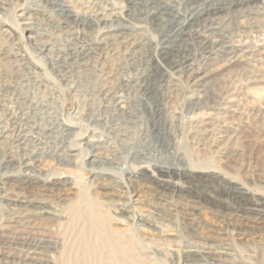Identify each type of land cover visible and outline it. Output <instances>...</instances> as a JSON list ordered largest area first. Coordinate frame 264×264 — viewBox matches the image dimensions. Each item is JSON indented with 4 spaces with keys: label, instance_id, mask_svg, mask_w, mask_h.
Returning a JSON list of instances; mask_svg holds the SVG:
<instances>
[{
    "label": "bare ground",
    "instance_id": "6f19581e",
    "mask_svg": "<svg viewBox=\"0 0 264 264\" xmlns=\"http://www.w3.org/2000/svg\"><path fill=\"white\" fill-rule=\"evenodd\" d=\"M15 3L0 0V264H156L125 226L144 183L187 214L186 235L164 231L171 264H264L235 253L264 191L231 169L264 133V0Z\"/></svg>",
    "mask_w": 264,
    "mask_h": 264
},
{
    "label": "rangeland",
    "instance_id": "374dc122",
    "mask_svg": "<svg viewBox=\"0 0 264 264\" xmlns=\"http://www.w3.org/2000/svg\"><path fill=\"white\" fill-rule=\"evenodd\" d=\"M16 1L17 3L15 4L17 5L12 9V12L15 13L21 12L22 7L30 4L28 3L30 0ZM20 32L25 34L28 33L26 30H21ZM22 43L28 51H31L28 41ZM60 88L66 92L63 87ZM66 96L69 102L67 101L65 103L64 113H62V120L65 122H67L66 116L72 114L76 109V103L70 99L72 96L69 93H67ZM80 130L84 132V137L86 139L91 136V133L85 127H80ZM86 158L85 155L79 158L77 165L80 167L83 166ZM231 161H233L231 169L233 168V170L236 171L242 181L247 184H254L255 187L264 191V133H248L246 135L242 153L233 156ZM246 171L248 174H246ZM78 175L82 179L84 185L90 183V179L92 178V173L90 171L79 169ZM144 184V190L142 191L143 194L140 202H136V198L132 199L131 195H128L125 200H123L128 203V211H131V217L125 219V226L132 231V234L138 237V241L141 244V251L145 259L149 258L156 264H171L172 259L170 255H162L160 252V248H162V246L164 247V245H162L163 240L171 239L170 236L167 237V234L164 231H175L174 233H176L177 238L179 239L181 235H186L185 224L188 222V218L186 217L187 214H179L175 217L171 214L165 215L164 213H160L158 210L161 206L154 193V187L149 183ZM113 212H115V210H113ZM140 212L149 214V225L142 224V226H140V223L138 222V215ZM5 214H7V212L0 208V217ZM168 220H170L171 226L168 225ZM249 234L251 235L250 238H254L255 240L251 239L249 242H239L235 253L239 256L247 257L248 255H251V249L255 251L257 255L262 256L264 254V227L253 226L250 228Z\"/></svg>",
    "mask_w": 264,
    "mask_h": 264
}]
</instances>
